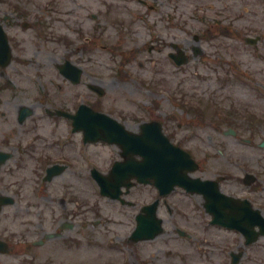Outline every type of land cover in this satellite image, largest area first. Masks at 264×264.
Listing matches in <instances>:
<instances>
[{
  "label": "rangeland",
  "instance_id": "rangeland-1",
  "mask_svg": "<svg viewBox=\"0 0 264 264\" xmlns=\"http://www.w3.org/2000/svg\"><path fill=\"white\" fill-rule=\"evenodd\" d=\"M128 1L0 0V8L5 7L7 11H10V5L27 8L31 12V17L25 21L36 22L40 16L43 23L55 24V32H51L48 38L41 41L32 38L28 29L25 31L17 29L12 38L15 45L14 52L15 56L17 54L23 56L25 62L22 63L23 66L12 62L6 67L7 69L5 68V71L12 73H16L19 69L29 70L32 73H36L37 70L48 71L52 62L62 60V57L68 55L74 48V46H64L57 40V34L67 33L63 24L70 21L75 28L89 34L95 22L85 19L87 13L88 16L91 13H98L97 24L104 28L101 34L105 40H102L103 44L117 45L118 39L112 31V21L116 17L137 29L135 35L123 39L124 46H127V49L142 47L150 38L143 30L142 22L141 27L138 20L134 25V18L126 15L127 8L135 6V3H128ZM160 1L162 7L151 12L149 19L155 26L154 31L157 35L166 37L161 42L167 50H172V46L178 43L187 50L190 61L183 71L170 73L169 70L172 68L161 56L152 68V65L148 63V54L142 51L135 55V59L130 60L126 66L128 76L125 79V87L117 86V72L111 70L118 63L117 61L113 64L110 62V54L102 50L100 42H98L97 51L91 49L82 54V58L88 61H85L87 67L84 66L83 69L87 73L96 72L91 74L95 78L91 82L103 89L104 95L100 102L106 108H111L110 103L124 104L128 108L131 103L158 104L163 113L161 120L166 123V128L175 134L176 140L181 141L183 147L188 149L198 162L200 169L197 176L215 178L228 175L227 178L230 179L224 181V189H240L236 192L246 197L248 196L247 189L244 186L236 188L234 183L235 181L240 182L245 173L254 175L256 182L264 186V148L259 147L260 142L264 140V0ZM154 2L155 0L151 1V3ZM45 6L56 7V11L52 14H44L42 8ZM40 8L41 12H38ZM136 8L138 7L135 6ZM62 10L73 12V15L67 17L62 14ZM214 21L222 25L221 29L225 26L231 32V36H223L212 42L199 41L196 43L193 38L198 34L203 35L207 28L213 27ZM42 27L49 31L44 25ZM212 31L217 32V30ZM10 32L13 34L15 30L12 29ZM86 36L84 35L81 40H84ZM246 38L256 39L255 44H247ZM192 47H199L203 52L194 55ZM30 59L32 63L28 66ZM92 60L94 62H91ZM138 61L145 62V64L140 68L137 66ZM234 64L247 77L232 78L229 71ZM84 79L90 82L91 77L86 75ZM52 80L55 78L50 79ZM153 80L155 84H152ZM55 91L58 92L56 87ZM72 92L74 89L71 87L62 86L61 93L64 99ZM84 94L85 102L96 100V97L89 92L86 91ZM183 101L204 109L205 121L200 123L199 119H193L192 115L174 103ZM166 114L169 115L170 122H167ZM248 116L253 119L251 120ZM227 129L234 130L235 136H224L223 131ZM88 179L87 171L78 173V170L69 169L63 173L62 177L53 180L52 187L58 189V186L64 182L70 195L73 193L75 197L79 196L84 199L90 196L89 189L91 188ZM229 191L232 192V190ZM50 192L56 193L55 190H50ZM155 195L152 188L143 187L132 193V199L140 203L151 202ZM28 196L26 193V197ZM254 198L257 205L264 211V193ZM195 199L198 201L197 197L177 190L168 199L176 209L175 216L167 215L165 210L162 212L165 219L171 220L177 226L188 228L192 238L191 242L196 244L195 250L190 244L186 245L178 241L176 243L171 235L168 237L172 240L171 242L165 241L164 236H160L156 242L147 245V250L153 251L161 245V242H164L168 243L169 247L178 253V256L164 259L157 264L175 262L177 264H221L223 261L219 248L221 243L232 249H238V247L233 248L230 244H225L228 241L230 243V240H225L223 234L215 230H207V226L203 225L201 219V207L199 203L197 205ZM39 201L38 204L48 202L42 199ZM97 201L99 213L103 216L120 217L118 211L110 206V202L100 198ZM75 207L71 205V209ZM109 229L120 230L121 227L110 225ZM123 229H128V227L124 225ZM113 234H118V232ZM208 235L214 242L217 240L219 243L214 244L216 247L214 246L212 250L205 244ZM54 241L55 239L50 243ZM235 241L237 243V240ZM42 246L33 249L38 255V264L44 261L46 248L45 246L41 248ZM57 251L58 249H53L52 254ZM243 254L242 264H264V241L252 246L250 250H243ZM180 255L183 257L180 258ZM62 257H68V255H62ZM3 261L6 262V259ZM152 264L155 263L152 262Z\"/></svg>",
  "mask_w": 264,
  "mask_h": 264
},
{
  "label": "flooded vegetation",
  "instance_id": "flooded-vegetation-1",
  "mask_svg": "<svg viewBox=\"0 0 264 264\" xmlns=\"http://www.w3.org/2000/svg\"><path fill=\"white\" fill-rule=\"evenodd\" d=\"M51 10L55 12L56 7H48L46 14H52ZM14 13L16 15L26 13L28 18L31 17V14L19 8L13 7V11H7L5 7L0 8V22L3 24L5 36L10 44L12 59L13 54L15 56V45L12 38L17 29L21 31L28 29L32 38L41 40L48 38L51 32H55V24L50 22L42 23L49 30L46 31L42 27L43 34L37 30L33 22L25 21L22 17H19L17 23ZM125 13L134 18V25L137 20L140 22L143 19V16L138 13L132 14L129 11ZM71 15L73 12L66 13L67 17ZM91 18L94 22L98 20V13H92ZM12 29L15 30L13 34L10 32ZM71 29L72 27L69 26L67 30ZM103 30L104 28L99 27L97 21L91 27V38H87V42L92 50L97 51L98 42L105 41L101 35ZM136 30L125 21L114 17L112 31L118 39L117 45L110 46L106 43L102 46V50L110 54V62L113 64L117 61L118 63L111 71L117 72L116 84L120 87H125V81L122 78L125 77L124 73L127 71L126 66L129 61L134 60L135 55L142 52V47L127 49V46H124L123 39L135 35ZM153 40L155 44L150 41L152 47L149 48V52L156 47V41L154 38ZM80 51H82L81 47L77 48L75 53L69 54L72 63L78 67L84 65V60L78 56ZM18 56L23 57L19 54ZM159 56L162 57V48H160V54L155 57V64L161 59ZM31 63L30 59L28 66ZM58 65L59 61L52 62L50 67L45 64L49 70H37L36 73L21 69L12 73L5 71V68H0V264H30L29 257L32 262H35L37 253L33 247L36 244L46 248L44 264H152V260L157 264V262L168 259L169 256L175 254L168 243L161 242L155 250H147V245L156 242L159 236L150 241H131L130 236L133 230L130 229L131 217L128 208L132 206L112 202L121 218V221L115 224L103 217L98 218L97 214L94 216L92 205L86 202L88 197L81 199L71 193V200L68 203L64 182L58 186V189L52 187L53 180L62 177L63 173L69 169L78 170V173L86 171L90 173L97 169L106 172L103 171L105 168L109 170L113 163L120 159V150L116 146L85 143L83 133L74 131L73 120L63 115H56V111L74 115L81 105H85L95 112L109 115L127 129L132 128L131 122L137 123L142 118L148 121L156 120L153 110L147 111L146 108L138 106L129 109L124 104L110 103L111 108H106L102 102L97 101L98 96L94 92L90 94L95 96L96 100L85 102L83 87L88 90L90 86L101 88L91 82L95 79L91 75L96 73L95 71L87 73L81 69L82 77L90 75V83L80 79L78 86L74 87V92L64 99L61 93L62 85L56 80V78H63L57 68ZM137 65L142 64L137 62ZM53 78L55 80L50 81ZM64 82L67 87L73 86L67 80ZM51 83L55 85H50ZM55 87L58 92L55 91ZM102 93L104 94V91ZM78 97L82 100L78 101ZM139 114L144 116L140 117ZM48 169H52L50 173L54 171L53 173L58 172L59 174L46 182L43 178ZM31 174H36L35 178H40V181L28 182ZM234 183L236 188L244 186L242 182L235 181ZM246 189L249 198L242 197L239 192H236L240 189L226 188L225 190L237 199H247L252 206L257 205L254 197L263 194L264 187L260 189L258 183L253 182ZM50 190H55L56 193L53 194L58 197H54ZM128 195L129 193L124 198ZM41 197L45 198V201L55 203L54 209L48 204H38L37 201ZM74 204L76 207L71 209V205ZM100 225L102 228L98 229ZM110 225L121 227V229L110 230ZM124 225L128 227V230L123 229ZM219 230L218 233L225 235V240H230V243L228 241L225 244H230L233 248L242 246L247 250L251 249L250 245L245 246L240 233L226 229ZM117 232L119 234H111ZM35 236H40L42 240L32 241ZM168 237L167 235L163 239L171 242L172 240ZM53 239L55 241L50 243ZM262 239L264 238H260L255 242L256 244L252 245H257ZM173 241L177 243L178 239ZM205 241L210 250L216 247L214 244H219L217 240L214 242L209 235ZM222 246L224 243H221L219 248ZM53 249H58V251L52 254ZM228 249L227 257H223L221 264H242L244 254L242 253L238 260H234L231 255L236 251L230 247ZM20 254H26L27 260L20 261ZM62 255H68V257H62ZM3 259H6V262Z\"/></svg>",
  "mask_w": 264,
  "mask_h": 264
},
{
  "label": "water",
  "instance_id": "water-1",
  "mask_svg": "<svg viewBox=\"0 0 264 264\" xmlns=\"http://www.w3.org/2000/svg\"><path fill=\"white\" fill-rule=\"evenodd\" d=\"M116 139L110 138V142H115ZM166 145V143L164 142ZM163 151H165V148H162ZM158 158L157 161V170H153L151 172L147 173L148 177L154 178L155 179V185L159 188L161 194H167L168 192L171 191L173 186L175 184L183 187L187 191L190 192H199L203 193L204 191L202 188L207 184V182H201L200 180H192L190 179L186 174L185 171L188 170H193L194 167L191 165V161L188 159V157L182 153V152H175L173 159L176 161L175 163L169 162L166 158H163V154L157 155ZM134 176L137 178L142 177L144 174H139L138 172H133L132 173ZM141 182H145L144 179H139ZM216 189V188H215ZM217 194L219 199H224L225 197ZM147 209V213H153L154 211V206L153 207H146L144 210ZM218 213V212H217ZM219 220V219H218ZM138 227H137V232H142L143 230H149L146 224V219L141 218L138 221ZM154 235H150L147 238H151Z\"/></svg>",
  "mask_w": 264,
  "mask_h": 264
}]
</instances>
